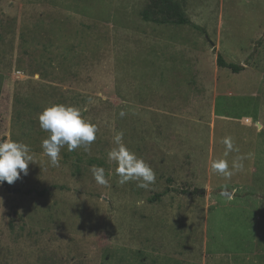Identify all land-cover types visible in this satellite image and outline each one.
<instances>
[{
	"label": "rangeland",
	"instance_id": "374dc122",
	"mask_svg": "<svg viewBox=\"0 0 264 264\" xmlns=\"http://www.w3.org/2000/svg\"><path fill=\"white\" fill-rule=\"evenodd\" d=\"M174 1L192 23L145 20L155 0H0V141L36 161L0 186V264H264V0ZM56 103L99 133L52 167L38 117ZM118 131L155 171L149 189L118 183ZM240 154L230 179L212 171Z\"/></svg>",
	"mask_w": 264,
	"mask_h": 264
},
{
	"label": "clouds",
	"instance_id": "9594fccd",
	"mask_svg": "<svg viewBox=\"0 0 264 264\" xmlns=\"http://www.w3.org/2000/svg\"><path fill=\"white\" fill-rule=\"evenodd\" d=\"M119 115L123 118L126 113L122 110ZM38 121L39 127L48 133L41 141V149L52 167L60 166L61 152L65 148L69 152L83 149L85 153H90L91 145L99 133V126L87 119L81 108L70 104L56 103L44 108ZM222 143L225 156L234 151L239 153L230 136L224 137ZM113 144L107 159L116 165L118 183L124 185L135 181L138 188L149 189L156 182V173L150 164L124 142L123 131L115 133ZM246 159L244 154H240L230 164L226 158H218L211 161V169L219 176L230 179L237 171L244 169ZM35 162L30 145L13 139L0 141V186L4 182L15 183L22 173L27 175L29 164ZM91 172L98 185H109V177L103 167L93 165ZM221 195H229L228 190L222 189Z\"/></svg>",
	"mask_w": 264,
	"mask_h": 264
},
{
	"label": "trees",
	"instance_id": "16d2710c",
	"mask_svg": "<svg viewBox=\"0 0 264 264\" xmlns=\"http://www.w3.org/2000/svg\"><path fill=\"white\" fill-rule=\"evenodd\" d=\"M156 1V7L147 6L142 11V17L145 20L155 21L157 23H178V24H189L192 23L191 19L186 15L185 10L183 6L179 2H175L174 0H155ZM159 6L163 7L162 14L165 15V17H160L159 12L157 11V8ZM218 66L220 68H229L234 73H239L244 69V66L238 65L235 63H229L222 54L218 55L217 59ZM198 194H204L203 189H197L195 191ZM187 193V192H185Z\"/></svg>",
	"mask_w": 264,
	"mask_h": 264
},
{
	"label": "water",
	"instance_id": "95a60500",
	"mask_svg": "<svg viewBox=\"0 0 264 264\" xmlns=\"http://www.w3.org/2000/svg\"><path fill=\"white\" fill-rule=\"evenodd\" d=\"M221 190H222V189H219L218 192L221 193ZM227 190H228L229 195H225L226 197H229V196H231V195L234 194V191H232V190H230V189H227Z\"/></svg>",
	"mask_w": 264,
	"mask_h": 264
},
{
	"label": "crops",
	"instance_id": "0c3cea01",
	"mask_svg": "<svg viewBox=\"0 0 264 264\" xmlns=\"http://www.w3.org/2000/svg\"><path fill=\"white\" fill-rule=\"evenodd\" d=\"M193 22V21H192ZM194 24V23H193ZM197 26V25H196ZM199 26V25H198ZM264 31V27H262V29L260 30V31ZM243 66V65H242ZM244 69H245V67H244ZM244 69L241 71V72H239V73H236V74H240V73H242L243 71H244Z\"/></svg>",
	"mask_w": 264,
	"mask_h": 264
}]
</instances>
